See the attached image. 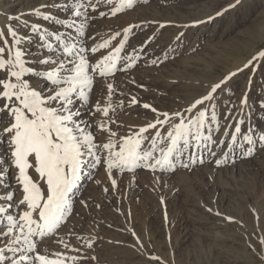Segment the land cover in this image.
Segmentation results:
<instances>
[{"label":"rangeland","instance_id":"1","mask_svg":"<svg viewBox=\"0 0 264 264\" xmlns=\"http://www.w3.org/2000/svg\"><path fill=\"white\" fill-rule=\"evenodd\" d=\"M47 2L0 0V32L10 45L8 52L13 51L11 45L19 39L15 47L22 50L25 67L34 69L22 79L43 95L54 87L40 75L50 70L49 65L38 62L51 58L45 42L61 50V57L54 61L67 57L58 42L47 35L51 33L50 21L36 15L33 9L54 17L57 6L54 8L53 4L59 6L63 2L77 10L72 0H54L50 5ZM81 2L85 5L79 9L81 15L71 17L74 26H60L58 30L53 27L52 31H58L65 43L70 40L84 48L83 55L90 63L119 46L125 39L123 29L131 26L119 53L127 59L117 60L118 70L104 77L90 71L93 86L88 103L74 105L80 111L77 119L90 126L97 144L109 138L108 132L96 127L98 123L107 122L117 134L112 137L115 141L154 121L158 113L180 111L183 116H194L199 106L192 113L185 110L206 95L213 84L230 73L236 74L203 106L208 110L206 120L214 110L216 122L206 124V130L201 131L211 135L216 143L202 140L194 155L190 147L174 170L117 169L111 177L105 166L87 170L79 181L82 183L78 192L71 195L69 212L54 234L36 241L37 251L49 256L60 252L67 257H81L65 260V264H264V142L259 140L264 135V108L260 106L264 102V57L243 67L264 51V0H241L231 8L228 6L235 0H134L131 8L116 15L111 9L118 0L111 4L103 0ZM92 3L97 5L95 9L90 6ZM218 12L222 14L216 15ZM33 24L39 25L40 30L33 31ZM9 26L16 37L8 35ZM42 33L43 41L39 38ZM116 33L120 35L112 39ZM105 41L107 48L96 53L89 51ZM32 45L40 48L37 53L31 54ZM127 64L133 66L126 68ZM5 76L0 71V78ZM109 83L114 90L110 97ZM133 97L136 104L131 103ZM242 98L247 101L245 105L240 103ZM98 102L102 108L111 105L108 116L94 111ZM145 103L157 113L143 108ZM237 120L243 122L241 134L229 146ZM4 121L0 128L7 126L6 115ZM245 132L252 135V142L242 138ZM0 137L3 166L12 175L8 183L18 214L24 206L17 204L22 198L15 179L17 171L10 167L6 134ZM221 140L225 143L220 144ZM161 147H165L163 142ZM250 148L252 155L245 156ZM98 154L103 157L104 152ZM216 160L222 163L217 165ZM184 163L189 167H182ZM30 174L37 178L31 170ZM112 179L116 180L115 187ZM4 183V178H0L1 191ZM3 197L5 194L0 192V206L6 202Z\"/></svg>","mask_w":264,"mask_h":264},{"label":"snow or ice","instance_id":"2","mask_svg":"<svg viewBox=\"0 0 264 264\" xmlns=\"http://www.w3.org/2000/svg\"><path fill=\"white\" fill-rule=\"evenodd\" d=\"M76 11L72 15L79 17V9L85 5L81 0H72ZM106 4H111L112 0H103ZM241 0H235L234 4L228 7H235ZM134 0H118L115 7L111 9L112 14L116 15L124 8H131ZM58 5H53L56 7ZM93 9L97 7L95 3L90 5ZM41 7H45L42 5ZM36 15L42 16L44 20H54L61 24L63 21L55 19L51 15L33 9ZM104 16V12L99 13ZM222 12L216 13L221 15ZM12 19V17H9ZM209 19H212L209 17ZM74 23L67 25L71 28ZM201 23V22H197ZM163 26V25H162ZM33 31H39L40 26L33 24ZM83 24L80 26V35H83ZM131 27V26H130ZM130 27L123 29L125 39H122L119 46L115 47L107 55L90 63L83 53L85 49L77 47L70 40L68 43L59 33H48L52 39L56 40L62 48L67 59L53 61L50 58L40 59L41 65H49L50 70L40 73L54 86L47 95L30 87L26 75L33 72V68L25 67L22 59V50L15 46L20 43L15 39L11 45L13 51L8 52L10 45L3 32H0V71H4L6 76L0 78V101L3 106L0 107V124H3L5 115L7 116V126L0 128V134H6L7 146L10 152V167L17 171L15 177L22 198L18 201L19 206H24V210L18 212V218L13 215L4 217L7 221L6 230L0 228V264H65V260H77L81 257H67L60 252L49 255L41 254L37 251V240L54 234L63 218L71 208V195L77 189L81 177L89 169H95L99 166H105V171L111 177L113 170L131 171L138 167L155 170H169L175 167L180 157L188 155L191 147V154H195L196 146L200 145L202 140L213 141L211 135H206L202 129L206 130V124L216 122L215 111L212 110L206 120V111L203 106L205 102L212 101L214 93L220 90L223 85L236 73H230L221 79L218 83L211 86V90L203 97L196 99L185 111L192 113L198 109L192 117L183 116L180 111L168 113H158L154 121L139 127L138 131L131 132L130 135L120 136L113 140L117 134L108 127L107 122L98 123L96 127L101 132H108L107 142L97 144L95 135L89 130L90 126L82 124L77 118L80 116L79 109H74L78 102L88 103L89 91L93 86V79L90 75L98 73L101 77L115 72L117 60H126L127 57L120 56ZM8 35L16 37V32L9 26ZM116 33L112 39L119 36ZM45 40V34L39 37ZM151 39V38H149ZM44 46L52 49V44L45 42ZM108 41L96 45L89 51L96 53L101 48H107ZM7 55V58H5ZM264 57V51L253 56L243 67L248 68L258 58ZM133 64H127L126 68H131ZM126 70V69H120ZM238 69L237 71H242ZM255 71V69H253ZM11 77L12 80L8 78ZM109 97L113 90L112 85L107 84ZM131 103L136 104L137 100L133 97ZM241 105L247 103L242 98ZM264 108V102L260 105ZM101 107L99 102L93 106L94 111L108 116L109 108ZM145 109H150L157 113V109L145 103L142 105ZM213 105V109H214ZM160 117H163L162 119ZM177 122L172 123V120ZM115 123V121H113ZM235 122L234 131L230 133L231 141L238 139L241 134V124ZM166 129V131H165ZM227 133V130H225ZM149 133V135H145ZM254 135V133H253ZM246 142H252V135L247 132L242 134ZM259 140L264 142V135L259 136ZM147 142V146H145ZM161 142L165 147H161ZM220 144L225 141H219ZM217 146H219L217 144ZM103 151L101 157L98 153ZM253 149H248L245 156H251ZM212 155H216L215 152ZM195 163V161H191ZM217 165L220 160L215 161ZM188 168L189 164L181 165ZM30 170L35 173L37 178H33ZM6 169L0 168V178L3 177ZM113 187L116 186V180L112 179ZM107 191V189H106ZM13 193L8 192L4 199L11 201ZM161 203L164 201L161 199ZM11 207V205H9ZM6 209L0 206V216ZM211 211V209H209ZM219 215V213H217ZM226 219L231 220L230 217ZM35 238V239H34ZM264 244V241H261ZM68 248L69 245L65 244ZM91 248L92 244L89 243ZM8 253H11L9 255ZM153 259H158L153 257Z\"/></svg>","mask_w":264,"mask_h":264},{"label":"bare ground","instance_id":"3","mask_svg":"<svg viewBox=\"0 0 264 264\" xmlns=\"http://www.w3.org/2000/svg\"><path fill=\"white\" fill-rule=\"evenodd\" d=\"M58 1H60V0H58ZM45 2V1H44ZM57 2V1H56ZM64 2V1H63ZM63 2H62V4L61 5H59V6H57V8H56V13H55V15L56 16H54V18L55 19H58V20H61V21H63V23H61V24H57V23H55L54 22V20H48V21H50L49 22V25H52L50 28H48L49 29V31L51 32V33H58V31H52L53 30V27H56V29L58 28V27H60V26H67V25H71V24H73V21L71 20L72 18V13H73V9L72 8H70V5H63ZM52 3H54V0H48V2H47V5H50V4H52ZM58 3V2H57ZM61 3V2H60ZM14 4H16V3H14ZM54 5V4H53ZM58 5V4H57ZM14 6V5H13ZM45 6V5H44ZM7 7H8V5H7ZM47 7V6H46ZM55 8V7H54ZM37 9H39V8H37ZM13 10V9H12ZM29 10V9H28ZM27 10V11H28ZM3 11V10H2ZM20 11V10H19ZM10 12V11H9ZM28 12H30V11H28ZM7 13H8V11H7ZM9 14V13H8ZM9 15H11V14H9ZM47 15V14H46ZM49 15V14H48ZM19 17V16H18ZM29 21V20H28ZM79 22V21H78ZM44 25V24H43ZM47 25V24H46ZM31 27V26H30ZM45 27H47V26H45ZM62 27V28H63ZM58 30V29H57ZM62 30V29H61ZM48 31V30H47ZM46 32V31H45ZM61 32V31H60ZM63 32V31H62ZM41 33V32H40ZM73 33H74V31H73ZM60 34V33H59ZM69 39V38H68ZM39 42V41H38ZM72 42V41H71ZM40 45H41V43H40ZM58 46H53L52 47V49H50V56H51V60H55V59H57V58H59V57H61V50L59 51V49L57 48ZM39 47H37L36 45H32V48L30 49V52H31V54H33V53H35L36 52V49H38ZM40 49V48H39ZM37 53V52H36ZM44 53V52H43ZM45 55V54H44ZM40 56V55H39ZM63 58H65V56L63 57ZM36 59V58H35ZM82 110V109H81ZM1 138V137H0ZM5 144H6V142H5ZM5 146V145H4ZM4 154V153H3ZM2 153H0V168H2V169H7V166H3L4 165V155H3ZM7 154V153H6ZM6 158V157H5ZM8 160V159H7ZM7 163H9V162H7ZM12 170V169H11ZM12 173V172H11ZM13 174V173H12ZM12 175H9V174H7V170L4 172V175H3V178H4V184H3V187H2V191L0 190V192H1V194H5V196L7 195V193L8 192H12L13 193V191H12V189H10V185H11V183H8L9 181H10V177H11ZM13 180V179H12ZM83 181V180H82ZM82 183V182H81ZM81 183L79 182L78 183V185H77V189L74 191V194H76V192H78V187H80V185H81ZM3 196V195H2ZM2 199H4V198H2ZM18 204V203H17ZM9 205H11V207H9ZM2 207H4L5 209H6V211H5V213L2 215V216H0V228H3V229H5L6 230V228H7V221H6V219L4 218V217H6L7 215H13L14 217H16L15 215H17V214H15V210H16V204H15V201L12 199L11 201H9V200H7L6 199V202L3 204V206ZM49 236H47V237H45V239L46 238H48ZM43 239H44V237H43ZM3 245L2 244H0V247H2ZM9 255H11V253H8Z\"/></svg>","mask_w":264,"mask_h":264}]
</instances>
